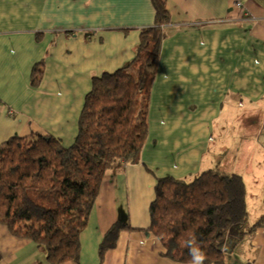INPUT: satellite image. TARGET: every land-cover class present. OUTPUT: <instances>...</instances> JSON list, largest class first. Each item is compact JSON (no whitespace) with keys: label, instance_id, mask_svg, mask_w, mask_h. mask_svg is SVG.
Returning a JSON list of instances; mask_svg holds the SVG:
<instances>
[{"label":"crops","instance_id":"1","mask_svg":"<svg viewBox=\"0 0 264 264\" xmlns=\"http://www.w3.org/2000/svg\"><path fill=\"white\" fill-rule=\"evenodd\" d=\"M162 1L170 23L150 90L141 161L105 175L79 236L77 264H178L162 256L149 231L156 179L188 182L217 169L215 125L230 103L252 106L240 120L249 138L250 183L259 178L252 168L256 153L264 162V147L257 145L264 123L253 107L264 105V0ZM153 22L151 0H0V144L31 133L72 144L91 78L130 62L139 29ZM41 62L34 88L31 73ZM246 194L247 209L253 196ZM120 211L130 230L99 261V246ZM263 215L264 193L259 213H247L245 236L230 246L234 239L226 235L222 264H264V226L246 235ZM0 264L47 262L31 240L0 225Z\"/></svg>","mask_w":264,"mask_h":264},{"label":"trees","instance_id":"2","mask_svg":"<svg viewBox=\"0 0 264 264\" xmlns=\"http://www.w3.org/2000/svg\"><path fill=\"white\" fill-rule=\"evenodd\" d=\"M151 5L154 22L139 29L132 60L91 78L72 144L37 133L0 144V225L31 240L47 264L78 263L79 236L105 175L141 161L150 90L170 23L162 0H151ZM42 63L32 70L31 87L40 83ZM246 196L241 176L217 169L188 182L157 178L149 231L164 249L162 256L190 264L185 242L194 237L206 255L204 264H222L226 235L234 239L225 242L230 246L245 236ZM262 226L264 215L246 235ZM129 230L126 215H119L99 246V261L115 248L119 233Z\"/></svg>","mask_w":264,"mask_h":264},{"label":"rangeland","instance_id":"3","mask_svg":"<svg viewBox=\"0 0 264 264\" xmlns=\"http://www.w3.org/2000/svg\"><path fill=\"white\" fill-rule=\"evenodd\" d=\"M248 109H252L251 104L244 102H235L234 104L230 103L229 106H224L223 113L215 125V135L213 136L215 142L212 149L217 154V161L213 164V168L217 167L218 169L220 167L223 170L237 172L242 176L247 192L253 196L248 201L247 213L250 217V215L253 216L261 210L264 193V162L259 158V153H256V160L252 169L257 170L259 178L257 184H251L250 175L247 173L246 156L248 153H245L249 138L243 136L244 123L240 120ZM253 109V112L258 113V115L260 113L264 123V105H258ZM235 117H239L238 120H234ZM257 145L264 147V133L261 142H258ZM249 217L246 218V222Z\"/></svg>","mask_w":264,"mask_h":264},{"label":"clouds","instance_id":"4","mask_svg":"<svg viewBox=\"0 0 264 264\" xmlns=\"http://www.w3.org/2000/svg\"><path fill=\"white\" fill-rule=\"evenodd\" d=\"M188 248V254L191 257L190 264H204L206 255L202 248L198 245L195 238H190L185 242Z\"/></svg>","mask_w":264,"mask_h":264},{"label":"water","instance_id":"5","mask_svg":"<svg viewBox=\"0 0 264 264\" xmlns=\"http://www.w3.org/2000/svg\"><path fill=\"white\" fill-rule=\"evenodd\" d=\"M120 215H123L124 213H122L121 211L119 212Z\"/></svg>","mask_w":264,"mask_h":264}]
</instances>
